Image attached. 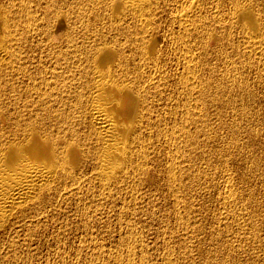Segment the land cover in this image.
Listing matches in <instances>:
<instances>
[{
  "label": "bare ground",
  "instance_id": "bare-ground-1",
  "mask_svg": "<svg viewBox=\"0 0 264 264\" xmlns=\"http://www.w3.org/2000/svg\"><path fill=\"white\" fill-rule=\"evenodd\" d=\"M207 199L264 264V0H0V264H200Z\"/></svg>",
  "mask_w": 264,
  "mask_h": 264
},
{
  "label": "rangeland",
  "instance_id": "rangeland-1",
  "mask_svg": "<svg viewBox=\"0 0 264 264\" xmlns=\"http://www.w3.org/2000/svg\"><path fill=\"white\" fill-rule=\"evenodd\" d=\"M211 110V112L210 113H212L213 111H214V109L213 108H211L210 109ZM213 121H214V119H212ZM220 179V178H219ZM220 180H222V179H220ZM221 182V183H220ZM220 184V185H219ZM219 186L222 188V181H219ZM259 185V184H258ZM218 186V187H219ZM237 186L238 187H241V186H243V188H247L248 186L247 185H241L240 183H239V181L237 180ZM219 187V190L221 191V188ZM218 189V188H217ZM220 191H218V192H220ZM218 195V194H217ZM216 195V196H217ZM154 197V196H153ZM152 197V198H153ZM260 199H262L263 197H262V195H261V197H259ZM259 199V200H260ZM209 202H211V203H209ZM214 202V203H213ZM216 202H217V200H216ZM215 202V200L213 201V200H210L209 201V199H207V204L209 205L208 206V208H210V210L209 211H207V225H205L204 226V228L202 229V231L201 232H194V233H190V242L188 243V245L190 246L191 245V243H192V245L190 246V253L189 254H191L192 256H194V257H196V259L198 260V263H200V264H202L201 263V261H205L204 262V264L206 263V264H216V262H218V261H221V259H223L224 258V261H225V263L226 264H233V262L232 261H230V259H229V254H225V253H223V252H221V251H219L220 249H218L217 250V245L216 246H213L212 245V243H211V240L212 239H214V238H218V239H221V240H233V243H234V240L235 241H240V244H241V247L242 248H240L242 251H238L237 253L239 254V256L241 257L242 255L241 254H244V248H246L247 246H250V244H252L250 241V235H249V231L250 230H248L246 227H245V225H244V222L245 221H242V220H235V221H232V222H234V223H232V224H228V225H226L225 227H224V222L223 221H221V222H219V221H215L214 220V216H212L213 215V211L214 210H216L215 211V214H216V212H217V214L220 212V208H219V206L217 205L218 204V202L216 203ZM211 204V205H210ZM217 209H216V208ZM214 208V209H213ZM219 211V212H218ZM116 216V215H115ZM119 217V216H118ZM118 217H112V218H114V220H112L111 219V221H110V226L113 228V227H115L113 230H116L117 229V222H119L118 221ZM115 218H117V221H116V219ZM144 219V218H143ZM225 220H227V219H225ZM58 224H60V221H61V219L59 218L58 219ZM228 221H230V219L228 218ZM143 223V222H142ZM142 223H140V224H142ZM53 224V225H52ZM57 225V221H53V222H51V224H50V228H52V227H54L55 225ZM115 224V225H114ZM117 224V225H116ZM117 226V227H116ZM142 227V228H141ZM140 229H142L143 231H141L143 234H145V235H143L142 233H141V235L143 236V240H146L147 242V244L150 246L151 244V248L153 247V244L154 243H156V247H153L152 249L150 248V254H152V255H150L151 257H150V261L152 262H154L153 264H160V263H162L161 261V259L159 260V257L157 256V255H159V253H162L163 252V250H164V248H165V246L164 245H166V244H164V242L166 243V236L165 235H162L161 237H163V236H165V237H163V238H161L160 237V235L158 236L157 235V231H152V229L151 230H146V228L145 229H143V226H141L140 225V227H139ZM53 229V228H52ZM145 230H146V232H145ZM149 233H148V232ZM264 232V231H263ZM156 234V235H154V234ZM147 234H149L148 236H147ZM153 234V235H152ZM196 234V235H195ZM261 234H263L264 235V233H261ZM78 236H79V233L77 234V235H75V239L73 238L72 240H71V245H69V246H67L68 248H69V253L67 254L68 256V259L69 260H74L75 258H76V255H75V257H74V254H75V249H76V245H78L76 242H77V239L76 238H78ZM146 236H147V238H146ZM152 236H153V238H152ZM155 236V237H154ZM74 237V236H73ZM154 238H155V240H154ZM161 238V239H160ZM156 239H158V242H157V240ZM162 239H164V240H162ZM150 240L152 241V243L150 242ZM161 241V242H160ZM164 241V242H163ZM192 241V242H191ZM204 242V244H203V246H201V249L199 248V245L201 244V243H203ZM237 242H235L234 244L235 245H237L238 246V243ZM75 243V244H74ZM150 243V244H149ZM158 243V244H157ZM50 244H52V242H49V245ZM161 244V245H160ZM71 246H75L74 248H72ZM158 246H159V248H158ZM163 246H164V248H163ZM71 247V248H70ZM163 248V249H161V248ZM239 247V246H238ZM159 249V251H158V249ZM191 248H192V250H191ZM157 249V250H156ZM199 249V250H198ZM238 249V248H237ZM73 252H72V251ZM151 250H152V252H151ZM201 250V251H200ZM43 251H45V249H43ZM156 251H158V252H156ZM203 251H205V252H203ZM155 252V253H154ZM193 253V254H192ZM257 253H260V254H262L261 252H257ZM43 254H44V252H43ZM69 254H70V256H69ZM157 254V255H156ZM153 256V257H152ZM70 257V258H69ZM154 257H156V258H154ZM199 257V258H198ZM84 257H82V259H83ZM154 258V259H153ZM82 259H81V261H82ZM84 260V259H83ZM156 260V261H155ZM160 261V262H159ZM257 264L258 263H262V261H260V262H256ZM263 264V263H262Z\"/></svg>",
  "mask_w": 264,
  "mask_h": 264
}]
</instances>
